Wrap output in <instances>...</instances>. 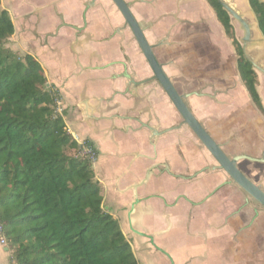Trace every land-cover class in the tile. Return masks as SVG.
<instances>
[{"label": "crops", "instance_id": "1", "mask_svg": "<svg viewBox=\"0 0 264 264\" xmlns=\"http://www.w3.org/2000/svg\"><path fill=\"white\" fill-rule=\"evenodd\" d=\"M49 2L19 0L15 5L23 16L22 22L18 25L10 19L14 27L10 40L19 44L21 55H30L39 63L47 85L58 93V110L66 132L78 145L89 142L94 148L97 158L92 169L102 206L118 222L121 232L127 230V221L119 208L126 206V200L119 193L149 180V169L164 167L168 173L159 177L163 193L153 179L140 193L157 189L167 203L181 192L185 194L187 201L180 200L177 208L167 211L173 216V232L163 239L174 246L172 255L178 264L186 255L193 259L191 264H264L261 206L247 195L241 201V194L232 187H224L206 200V194L223 179L221 172L202 174L186 184L174 179L173 175L189 174L203 162L196 160L189 137L172 129L158 134L177 120L178 113L155 83L141 85L151 71L117 10L107 0H66L58 10L64 13L68 26L60 29L47 8ZM225 2L233 4L232 0ZM2 7L0 10L7 12ZM132 11L142 27L154 25L155 33L147 34L151 45L172 25L164 37L165 46L154 50L157 62L197 117L212 119L211 131L217 141H229V154L262 157L260 130L255 132L254 125L252 131L245 130L244 122L239 121L244 103L224 104L235 91L239 95V84L242 93L245 88L236 62H230V40L206 1L157 0L154 10L135 6ZM81 12L86 16L84 23L79 19ZM249 12L254 18L250 9ZM71 26L78 28L80 35ZM55 27L59 28L58 36L47 38ZM55 45L57 51L53 52L50 47ZM229 90L233 95L228 97ZM222 129L227 133L222 134ZM238 165L264 191V169L258 167L264 164L241 160ZM259 172L263 173L262 180H255L261 176ZM139 211L137 223H133L132 216L134 227L145 216L143 226L149 232L164 229L160 224V201L140 206ZM0 264H13L10 252L1 245Z\"/></svg>", "mask_w": 264, "mask_h": 264}, {"label": "trees", "instance_id": "2", "mask_svg": "<svg viewBox=\"0 0 264 264\" xmlns=\"http://www.w3.org/2000/svg\"><path fill=\"white\" fill-rule=\"evenodd\" d=\"M205 1L231 41L251 103L263 113L255 72L229 15L217 0ZM247 4L264 42V3ZM13 33L0 10V223L10 262L138 264L118 222L103 209L92 163L78 156L79 145L56 112L58 93L32 56L3 47Z\"/></svg>", "mask_w": 264, "mask_h": 264}, {"label": "flooded vegetation", "instance_id": "3", "mask_svg": "<svg viewBox=\"0 0 264 264\" xmlns=\"http://www.w3.org/2000/svg\"><path fill=\"white\" fill-rule=\"evenodd\" d=\"M97 1H99V0H93V3L97 2ZM107 1L110 3L111 7L115 8V6L112 4V2L110 0H107ZM121 1L127 6V8L129 9L131 15L133 16L134 20L139 25V28L142 31V35H143L145 41L150 46L153 47L152 53H153L155 59L157 60L156 55L154 53V50L159 48V47L165 46V42L166 41H165L164 37L167 36V34H168L169 30L171 29L172 25H169L167 27V30L161 36H159L157 38V40H155L153 45H151L149 43V41H148L147 34L148 33L149 34H153V32L155 31V29L153 28L154 25L148 23L147 26H149V27L147 29H146V27H142L138 23V21L136 20L135 15H134V13L132 11L135 6L146 7L148 9L154 10L155 4L157 3V0H121ZM62 3H66V0H50V2L47 5V8L51 12L53 21H57L59 23L58 26H59L60 29L68 26L66 24V21H65L64 13L60 12L58 10V8H59L58 5L61 6ZM63 6H64V4H63ZM79 19L82 20V22L84 23L85 20H86V16H84V14H82V12H81L79 14ZM59 28L55 27L53 33H49L47 35L48 36L47 38H56L58 36V34H59ZM71 28H74V26H71ZM77 29L74 28L73 30L75 31V33L79 34V31H77ZM167 39H168V37H167ZM50 48H51V50L53 52L57 51V45H55L53 47H50ZM161 68H162L163 73L165 74V76L168 78V80L170 81L171 85L173 86L174 90L177 92L174 81L166 73L165 68L163 67V65H161ZM151 76H152V74H150L148 77H146L142 81L149 80L151 78ZM149 84H151V82L150 83L148 82V83H145V84H142V85H149ZM225 92L226 91H224V93ZM179 95L180 96H184V95H181V94H179ZM183 102L185 103L188 111L191 113V115L193 116V118L196 121V123L200 126V128H202V130L219 146L220 150L228 158H233L234 156L240 155V152L231 153V154H229L227 152L226 145L230 144L228 140H226L225 142L217 141V139L214 137V135H213V133L211 131V122H212L211 118H209V117L198 118L197 115L194 112L193 107L189 106L186 98L183 99ZM252 105L254 106V108L259 113H261L256 108V106L254 104H252ZM199 111H201V110H199ZM261 114H264V113H261ZM176 117H177V120L168 129H164L163 131H161V133H163L165 131H168L169 129H172V130H174L176 132H179L180 136L189 137L188 141H189L190 147L192 148V152L194 153V155L196 154V156H198L196 158V160H200L203 163L200 165V167H198L197 170H195V171H193V172H191L189 174L186 172V174H181L180 173L178 175H173L174 179L177 180V181L182 182L183 184H186V183L193 182V181L197 180L198 177L200 175H202V174L205 175V176H211L212 173H216L217 174V173L221 172L224 175L223 179L219 180L213 186L211 191L206 194V196H205L206 200L209 199V198H212L220 189H222L224 187H232V188L235 189V191H238L241 194L240 199H241V201H243L245 195H247V194L241 188H239L238 186L228 184V181H229L228 176L226 175L225 172H223L222 170H220L218 168L216 162H214V159H213L212 155L206 149V147L202 144V142L200 141L198 136L188 127L187 124H185L183 122V119L180 117L179 114H176ZM165 133H167V132H165ZM226 133H227V130L222 129V134H226ZM178 145H182V144L179 142ZM231 146H236V145H232L231 144ZM181 159H182V162H183V157H181ZM258 159H264V158L260 157ZM211 162H213L215 164H211ZM239 162L240 161L237 162V169L242 174H244L239 169V165H238ZM149 171L152 174L150 176L149 180H146V181L142 180L140 183H138L135 186V188L131 187V186H128V187H126L124 189V191L121 192V194L119 193V195L126 200V206L124 205L122 208H119V211L120 212L122 211V213H124V218L127 221V231L129 233V235L131 236L132 241L137 244V249L141 250V253L143 254V258H144V264H178V261L172 255L174 246L172 244L164 243L163 239L173 232V227L171 225V218H173V216H172L171 213H167V211H171L174 208H177L178 207L177 205H178L180 200L187 201V199H186L185 194L183 192H181L180 194H178L177 196L174 197V199H173V201L171 203H167L165 201V198L163 197V194H161V193H163V186H162L163 182L161 180H159V177H161L163 174H167L168 172L165 170L164 167H158V166H155L152 169H149ZM246 177H248V176H246ZM151 180L152 181L155 180V182L159 186H161V188H162V189L160 188V190H162L161 193H159L157 189H153L150 192H147L145 194L144 193L141 194L142 193L141 191L144 188L146 189L147 187H149ZM178 186L179 185H177L176 188H178ZM164 190H166L167 193L170 192L168 188H166ZM171 190L175 191L176 189L173 188ZM124 192H127V193H124ZM154 200L160 201V203H161V209L163 210V212H160V214H161L160 215V224L164 227V229L162 228L158 232L157 231L156 232H149L143 226L144 223L146 222L145 216H142L140 218V220H139L138 225L134 227L132 225V220H131L132 216L135 213H140V211H139L140 206L146 207V206L149 205V202H152ZM135 211H137V212H135ZM131 228H133V230H131ZM191 263H193V259L186 255V256H184L183 262H181L179 264H191Z\"/></svg>", "mask_w": 264, "mask_h": 264}, {"label": "water", "instance_id": "4", "mask_svg": "<svg viewBox=\"0 0 264 264\" xmlns=\"http://www.w3.org/2000/svg\"><path fill=\"white\" fill-rule=\"evenodd\" d=\"M115 6L117 12L123 20L124 29H128L138 48L140 49L146 64L148 65L151 71V78L147 81H142V84L145 83H155L158 87L162 89L167 98L170 100L177 113L183 119V122L188 125V127L198 136L202 144L212 155L214 161L216 162L218 168L226 173L229 178L228 184L236 185L241 188L249 198L255 201L259 206L264 208V191L259 185H256L248 177L242 174L237 169V162L241 160H246L252 163L264 164V159H255L248 157L247 155H238L233 158H228L219 148V146L200 128L196 123L191 113L188 111L183 99L185 96H180L171 85L168 78L162 71L161 65L155 59L152 49L144 39L142 31L139 28V25L134 20L127 6L121 0H110ZM221 5L222 9L226 11L229 15L231 21L237 23L239 29L242 32L241 43H242V53L247 61L250 62L253 68L258 69L254 61H251L247 55V45L250 43L252 25L246 21L243 15L236 12L230 5H228L224 0H217ZM263 41V39H262ZM264 43V42H263ZM133 82H131V85ZM136 84H134L135 87ZM138 86V85H136ZM127 93V92H126ZM171 130V129H169ZM169 130L167 132H169ZM166 132V131H165ZM158 133L160 135L164 134ZM153 135H155L153 133ZM133 230V228H131ZM149 263V262H148Z\"/></svg>", "mask_w": 264, "mask_h": 264}, {"label": "rangeland", "instance_id": "5", "mask_svg": "<svg viewBox=\"0 0 264 264\" xmlns=\"http://www.w3.org/2000/svg\"><path fill=\"white\" fill-rule=\"evenodd\" d=\"M18 1L19 0H0V5L5 7V9L8 12V15H9L10 19L19 25V21L22 22L21 18L23 16L21 15L20 10L18 9V6L15 5ZM225 1H227V0H225ZM260 1L262 2V0H260ZM234 2H237L238 4L240 2H242V6L243 7L247 5L246 0H232L233 4H234ZM245 8L246 9L243 11V14H245L244 16H246V18H247L246 21L248 20L247 22L253 25V23L255 22V19L250 14L248 6H246ZM23 9H25V7H22V11H23ZM231 23H232V27H233L235 38L237 39V41L240 43V45L242 47V43H241L242 32L239 29L237 23H235L234 21H231ZM257 30H258L257 28L252 30V31H254V32H252V34L254 33V36H253L254 38H256L255 34L257 33ZM260 37H261V35H260ZM10 39L11 38H9L6 41V43L3 45V47L8 49V50H10V51H12L13 53H15V55H17L19 57L23 56V55H21L22 54V52H21L22 49H20L18 47L19 44L18 43L17 44L13 43V41L10 40ZM228 46H229L228 47L229 51H231V56H230V60L231 61L230 62L232 63V60H234V62H236V56H235V53H234V51H233V49L231 47V41L228 42ZM247 55H248V58L251 61H254L256 66L258 67V69L253 68V70H254L255 76H256V89H257V92L259 94V97H260V100H261V104H262V107H263V110H264V47H262L261 50H251V51H249V53ZM230 72H231V70H230ZM239 87L240 88L237 91V92H239L238 96H237L236 91L234 93L235 95H233L232 90H234V89L228 91V97H229V94H230V95H233V98L230 96L228 98V101L224 102V104L228 103L229 106H231L233 103H244V112H243L241 118L239 119V121L240 122H244L245 130L250 129V131H252V126L253 125H254V129L253 130L255 132L256 131L258 132V130H260L261 135H262V138H261L262 139L261 155H262V158H264V114L259 113L254 108V106L252 105L251 101L249 100L245 90H243V93H242V86L240 84H239ZM58 108H59V105L56 107V112L58 114H60L57 111ZM229 121H230V119H229ZM229 123H231V121ZM229 126H230L229 130H230V132H232L231 131L232 124L229 125ZM254 166H257V165H254ZM258 167L260 169H264V168H262V167H264V165L263 166H258ZM259 173H260L261 176L260 177L258 176V178L255 179V180H258V179L262 180L261 177L263 176V173L262 174H261V172H259ZM103 208H104V206H103ZM122 232H123L124 237L129 241V243L131 245V249L133 251V254H134L135 258L138 261V264H144L143 254L141 253V250L137 249V244L132 241L131 236L129 235L127 230L123 229Z\"/></svg>", "mask_w": 264, "mask_h": 264}, {"label": "bare ground", "instance_id": "6", "mask_svg": "<svg viewBox=\"0 0 264 264\" xmlns=\"http://www.w3.org/2000/svg\"><path fill=\"white\" fill-rule=\"evenodd\" d=\"M231 7L236 11V12H238L239 14H241V15H245V14H243V11L246 9L245 7L246 6H242V2H240L239 4L237 3V2H234V4H232L231 5ZM251 14V13H250ZM244 18H246V16H244ZM247 19V18H246ZM248 21V20H247ZM252 25V24H251ZM255 28H257V26H256V23L254 22L253 23V25H252V30L253 29H255ZM252 32H254V31H252ZM256 35V38H254L253 36H254V33L252 34L251 33V39H250V43L247 45V54L249 53V51H251V50H261V48L262 47H264V43H263V41H262V38L260 37V33H259V31L257 30V33L255 34ZM254 40V41H253ZM105 147V146H104ZM98 154V153H97ZM136 209V208H135ZM135 212H137V211H135ZM137 216H138V213H135L134 215H133V223H137ZM131 220H132V218H131Z\"/></svg>", "mask_w": 264, "mask_h": 264}, {"label": "built area", "instance_id": "7", "mask_svg": "<svg viewBox=\"0 0 264 264\" xmlns=\"http://www.w3.org/2000/svg\"><path fill=\"white\" fill-rule=\"evenodd\" d=\"M58 104H59V99L56 101V107L58 106ZM57 111L60 113L59 110ZM78 156L87 159L92 164L96 161L97 158L94 148L85 142L79 143ZM0 245L1 246L6 245V240L3 235V226L1 223H0Z\"/></svg>", "mask_w": 264, "mask_h": 264}]
</instances>
